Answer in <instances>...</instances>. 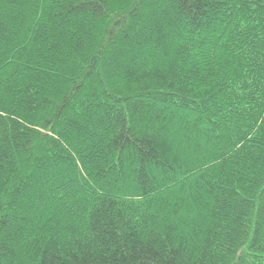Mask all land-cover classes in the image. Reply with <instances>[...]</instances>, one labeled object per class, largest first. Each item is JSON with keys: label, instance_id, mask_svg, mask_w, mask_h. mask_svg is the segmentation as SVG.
<instances>
[{"label": "trees", "instance_id": "1", "mask_svg": "<svg viewBox=\"0 0 264 264\" xmlns=\"http://www.w3.org/2000/svg\"><path fill=\"white\" fill-rule=\"evenodd\" d=\"M0 264H264V0H0Z\"/></svg>", "mask_w": 264, "mask_h": 264}]
</instances>
